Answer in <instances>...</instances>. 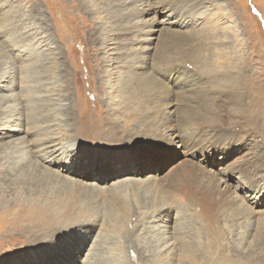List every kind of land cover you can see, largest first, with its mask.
I'll return each instance as SVG.
<instances>
[{"label": "rangeland", "instance_id": "rangeland-1", "mask_svg": "<svg viewBox=\"0 0 264 264\" xmlns=\"http://www.w3.org/2000/svg\"><path fill=\"white\" fill-rule=\"evenodd\" d=\"M4 110L58 148L0 129V208L55 230L0 219V264H264V0H0Z\"/></svg>", "mask_w": 264, "mask_h": 264}, {"label": "bare ground", "instance_id": "bare-ground-1", "mask_svg": "<svg viewBox=\"0 0 264 264\" xmlns=\"http://www.w3.org/2000/svg\"><path fill=\"white\" fill-rule=\"evenodd\" d=\"M165 3H161L160 5L156 6V10H157V13H161V14H165L166 11H164V5ZM163 7H162V6ZM168 7V6H167ZM180 17H185V19H187V23L186 24H190L191 25V20L184 16V15H181ZM183 21V20H182ZM178 23V22H177ZM173 25H175L176 23H172ZM181 25V24H180ZM180 27H183V25H181ZM185 28V27H184ZM149 34H150V31H149ZM153 39V40H152ZM156 38H151V39H147V41H150V44L149 46L151 45V43L153 41H155ZM22 84V83H21ZM19 85V84H18ZM26 85V84H25ZM25 88V87H24ZM20 89H23V86H21ZM24 90V89H23ZM22 90V92H23ZM23 95V94H22ZM22 95L20 96V105H18V110L19 111V114L21 112V115L23 114H28L30 112V109H29V105L30 103L27 102V99L26 97L28 96H24L23 99H21ZM5 99V98H4ZM8 99V98H6ZM5 99V101H7ZM30 99V98H28ZM10 100V99H8ZM31 100V99H30ZM30 102V101H29ZM11 111L14 110L13 107L9 108ZM0 112H3V113H6V111H0ZM42 114V113H40ZM3 116H5V114H1L0 115V118H3ZM17 116V115H16ZM47 117V116H46ZM259 117V116H258ZM12 118V119H11ZM261 118V117H260ZM39 119V117H35V116H31V118H21V119H18V118H13L12 116H9V117H5V119L3 118L0 119V129L1 130H4V131H7V133H5V137L6 138H14L15 137V134H19L21 131L23 132H26L31 138H30V146L31 147H27L26 148V152H27V156L30 155L29 152L31 154L34 155V157L41 163H48L50 166H55V158H56V155L55 153L52 155V159H49V161L47 162L48 158L47 156L50 155L49 154V150L52 146L58 148V144L55 142L57 140V138L55 137L56 134H55V130L53 129H47L45 130L44 132L42 131V129L40 130L39 126L35 125L37 120ZM20 120L22 121V123H20ZM19 121V122H18ZM26 128V129H25ZM52 128V127H51ZM55 134V136H54ZM0 140H2L0 138ZM18 140H21V139H18ZM17 140V142H18ZM191 142V141H190ZM193 142V141H192ZM6 143H2L0 144V152L2 153H5L6 152V149L4 148ZM169 144V143H168ZM18 145H21L20 143L19 144H16L14 147L13 150H11L9 153H10V156H14L15 152H16V149L19 150L20 147ZM19 147V148H18ZM25 148V147H23ZM4 149V150H3ZM53 151V150H52ZM55 151V150H54ZM61 151V150H60ZM59 152V151H58ZM57 152V153H58ZM9 153H7L9 155ZM1 155V154H0ZM60 155V154H59ZM58 156V155H57ZM2 157V156H0ZM50 158V157H49ZM12 159H16L15 157L12 158ZM47 159V160H46ZM54 161V163H53ZM15 164L14 167H12L13 169H10L9 168V165L7 167H4L2 170H3V178H6V177H9L11 175V173L15 172L16 170V167L18 165H20V163H13ZM12 164V165H13ZM3 166V165H2ZM9 167V168H8ZM52 168V167H51ZM46 169L45 171L47 173H50L52 172V169ZM235 172V171H234ZM226 173V172H225ZM241 173H243L244 175H246V173L244 171H241ZM53 176L55 177H59L58 174H54L52 173ZM1 176V175H0ZM2 177V176H1ZM250 179H248L249 181ZM1 181H4V180H1ZM247 181V187H254L253 183L254 181L251 180L248 182ZM257 185V184H256ZM264 189V188H263ZM252 194H254V198H264V191L263 190H258L256 188H253L252 189ZM19 199V200H18ZM239 199V198H238ZM244 200V199H243ZM15 201V204L12 206V207H9V206H6L4 207V210L3 208H0V219H4L6 222H7V226H4L6 228V231L4 234H9L11 233L12 236H10V241H15V237H16V231H18L21 234L23 235H26L28 232H31V231H35V229L37 231H45L44 234L42 235V237H51L52 234L54 233L55 230H52L50 231V229L53 227L51 225V221L48 220V218L46 216H43L42 214L40 216H36L35 214L32 215V218H26L25 215L27 214L26 212V209H22V203L26 202H22L20 198H17L14 200ZM28 203V202H27ZM25 204V203H24ZM242 206V205H241ZM250 206V205H249ZM29 207V206H28ZM239 209V208H238ZM244 210V209H243ZM264 214L262 213V215H259V219H264ZM65 220V221H63ZM62 221H60L61 224L63 227L64 225L67 223V220L66 219H63ZM36 222H39V224L42 226H37ZM61 226V227H62ZM4 229V228H3ZM35 231V232H37ZM2 232V231H1ZM167 236H161L159 239H158V242L159 243H163V242H166L167 241ZM157 242V243H158ZM158 243V244H159ZM160 246V244H159ZM170 247H168L167 249H170ZM167 249L164 250V252L167 251ZM163 252V253H164ZM79 261V260H78ZM82 262V260H81ZM247 264H252V263H247Z\"/></svg>", "mask_w": 264, "mask_h": 264}]
</instances>
